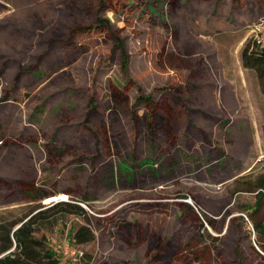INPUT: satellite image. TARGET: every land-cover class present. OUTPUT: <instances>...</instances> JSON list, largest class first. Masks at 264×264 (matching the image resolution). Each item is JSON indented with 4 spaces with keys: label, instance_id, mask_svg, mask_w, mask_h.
I'll use <instances>...</instances> for the list:
<instances>
[{
    "label": "rangeland",
    "instance_id": "rangeland-1",
    "mask_svg": "<svg viewBox=\"0 0 264 264\" xmlns=\"http://www.w3.org/2000/svg\"><path fill=\"white\" fill-rule=\"evenodd\" d=\"M263 49L264 0H0V237L44 213L61 264H264Z\"/></svg>",
    "mask_w": 264,
    "mask_h": 264
},
{
    "label": "trees",
    "instance_id": "trees-1",
    "mask_svg": "<svg viewBox=\"0 0 264 264\" xmlns=\"http://www.w3.org/2000/svg\"><path fill=\"white\" fill-rule=\"evenodd\" d=\"M98 25L106 23L104 19H97ZM249 46L244 51V62H248ZM124 53V52H123ZM125 54V53H124ZM123 54V66L127 65V56ZM252 66H256L258 69L260 66L264 67V49L262 54L256 58L255 63ZM139 101H148L150 98L144 99L138 98ZM57 205L62 206V210L65 214L86 216V211L79 205H74L68 202H60ZM189 208L190 205L186 204ZM44 213L34 215L32 217L26 216L19 221L21 225L18 229H11L3 231L0 237L1 249L0 256L6 254L0 258V264H61V261L57 254L51 249L45 236H38L40 233V222L42 221ZM30 217V218H29ZM259 227H256V229ZM93 231L87 224L78 228L74 234V240L77 244H85L93 239ZM85 256V254H84ZM84 256L82 259H84ZM81 259V260H82Z\"/></svg>",
    "mask_w": 264,
    "mask_h": 264
},
{
    "label": "built area",
    "instance_id": "built-area-1",
    "mask_svg": "<svg viewBox=\"0 0 264 264\" xmlns=\"http://www.w3.org/2000/svg\"><path fill=\"white\" fill-rule=\"evenodd\" d=\"M64 249H65V253L67 255H70L74 262H77L78 260L80 261L82 259V257L84 256V253L82 251L70 250L67 244L65 245Z\"/></svg>",
    "mask_w": 264,
    "mask_h": 264
},
{
    "label": "bare ground",
    "instance_id": "bare-ground-1",
    "mask_svg": "<svg viewBox=\"0 0 264 264\" xmlns=\"http://www.w3.org/2000/svg\"><path fill=\"white\" fill-rule=\"evenodd\" d=\"M56 198H49V200H55ZM59 199H61V200H65V199H67V196L66 195H61L60 197H59Z\"/></svg>",
    "mask_w": 264,
    "mask_h": 264
},
{
    "label": "water",
    "instance_id": "water-1",
    "mask_svg": "<svg viewBox=\"0 0 264 264\" xmlns=\"http://www.w3.org/2000/svg\"><path fill=\"white\" fill-rule=\"evenodd\" d=\"M20 226H21V225H19L16 229H18ZM16 229H15V230H16ZM6 254H7V253H6ZM6 254L0 256V258L3 257V256H5Z\"/></svg>",
    "mask_w": 264,
    "mask_h": 264
},
{
    "label": "flooded vegetation",
    "instance_id": "flooded-vegetation-1",
    "mask_svg": "<svg viewBox=\"0 0 264 264\" xmlns=\"http://www.w3.org/2000/svg\"><path fill=\"white\" fill-rule=\"evenodd\" d=\"M186 207H187V205H186ZM188 208H189V207H188ZM155 259H157V257H156Z\"/></svg>",
    "mask_w": 264,
    "mask_h": 264
}]
</instances>
